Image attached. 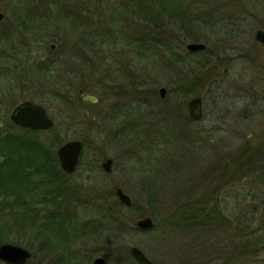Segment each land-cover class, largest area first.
<instances>
[{"label": "rangeland", "instance_id": "obj_1", "mask_svg": "<svg viewBox=\"0 0 264 264\" xmlns=\"http://www.w3.org/2000/svg\"><path fill=\"white\" fill-rule=\"evenodd\" d=\"M85 1L0 0V12L5 14L0 29L9 27L11 35L10 39L0 36V134L24 133L10 122L17 104L42 103L55 121L53 129L39 135L50 141L46 148L57 151L61 142L53 145L55 139L84 143L81 162L68 179L82 188L62 198L64 204L69 202L85 222L100 220L103 208L108 210L112 204L97 199L92 191L105 194L122 187L140 209L119 207L124 220L137 227L140 218L151 216L160 224L129 231L113 251L95 231L80 240L73 228L68 237L54 235L49 248L44 239L50 232L38 236L35 225L61 205L54 207L52 200L38 198L41 190L22 191L28 203L0 211V245L29 249L33 258L27 264H94L98 257H104L105 264H138L130 252L135 261L127 262L126 252L132 246L140 247L153 264H264V169L243 161L235 174L234 149L245 135L233 141L205 130L211 123L206 128L203 122L190 123L187 116L189 101L202 87L199 84L194 94H188L182 79L191 70L195 75L202 73L195 70L201 56L188 55L186 46L200 41L215 50L220 32L200 17L204 0H149L154 5L151 16L140 0H96L100 4L91 9ZM76 9L82 16L79 24L73 22V15L61 11ZM17 14L28 16L26 26L15 20ZM259 25L263 22L255 21V31ZM28 56L41 65L52 61L48 85L55 94H61L58 87L63 86L67 96L75 98L60 100L52 93L38 96L40 84L32 88L23 73L15 70ZM213 73L217 78L221 71ZM57 78H62L58 84ZM182 83L184 89L179 88ZM161 87L167 88L164 100L159 95ZM81 88L98 101L85 100L79 95ZM122 90L127 91L125 97ZM162 103L174 110L167 118L159 111ZM259 121L243 132L261 133L264 121ZM108 158L113 160L111 172L102 166ZM148 180L156 185V200L149 198L144 184ZM20 189L16 187L19 194ZM210 196H218L226 217L220 225L186 228L176 220L164 221L189 201ZM15 198L0 194V205Z\"/></svg>", "mask_w": 264, "mask_h": 264}, {"label": "trees", "instance_id": "obj_2", "mask_svg": "<svg viewBox=\"0 0 264 264\" xmlns=\"http://www.w3.org/2000/svg\"><path fill=\"white\" fill-rule=\"evenodd\" d=\"M85 2L86 3L84 4L89 7V9H91L97 4H100L101 1L99 2L96 0H86ZM140 3L143 4L148 16L153 15L154 5H152L149 0H140ZM46 10L48 11V15H51L50 8L46 7ZM30 11L32 12V10ZM61 11L63 12V15H73L74 23L79 24V22H81L82 20V16L79 11H77V9L75 11L70 10L68 12L63 10ZM61 11L55 12V14H57L56 18L58 19V21L61 20ZM20 17L24 19L26 16H22L20 14ZM25 53L29 54V50H25ZM188 55L201 56L200 53L194 54L190 52L188 53ZM176 58L180 59L179 61L181 62L184 61V58L182 57ZM201 59L202 58H199L198 63H200ZM23 61H21L20 65L16 66L15 70H20L21 74L23 73V78L28 83H30L32 88L35 87V84H40V86H38V92H35L36 94H39L38 96L45 97L47 94L52 93L54 95H57L60 100L71 98L67 96L66 90L62 89L63 86L58 87L60 93L62 94L61 95L58 93L55 94L56 92H53L52 86L50 84L48 85L49 81L47 80V76H49L50 66L53 64L52 61H47L45 64L41 65L37 64L34 60H31V56H28V59ZM194 72V70H191L189 73H187L186 78L184 80L182 79V82L186 81L184 86H186L188 94L196 91L195 88H197V86L201 83V75H195ZM18 75L21 76L20 74ZM61 80L62 78H57L58 83ZM183 84L184 83H182L179 88L184 89ZM62 96H64V98ZM159 111L165 114L164 116L167 118L171 113H173L174 110L168 104L164 103L160 106ZM42 132L45 131L28 130L27 134H14L10 131L8 134L0 136V153H4L7 156L6 159L0 163V194H2V196L6 198L9 197V195L16 196V201L14 199L13 201H10V203H8L7 200H4L5 202H2V204L0 205V211L5 206H10L16 203H20V205L28 203V201L24 198V194L22 193V191L29 192L31 190H41L40 192L42 195L37 193L38 198H42L46 201L52 200V202L55 203L54 207L61 205L60 208L56 209L55 211L51 212V214L46 216L43 222L39 223L38 226L35 225V229L37 231L36 234L38 236H43V232H50V237L48 238V240L44 239V243L49 248L53 246L54 235L68 237L70 228H73L75 230V233L78 238H80V240H82L85 235L93 234V232L95 231V234H99V238L103 239L107 247H109L112 251L116 246H119L120 241L125 239L129 231L140 230L139 228L134 227L128 220H124L122 218L121 214L119 213V207H123L124 209H128L131 211L140 209L137 207L135 202H133L131 207H127L126 205H124L118 198L115 197V189L112 190L111 193L108 192L105 194L96 192L94 190L92 191V194L97 199L102 198L103 200H106L107 202L109 201L112 204L111 206L109 205L108 210L106 206L103 208V214L100 215V220L90 219L89 221L85 222L82 220L81 215L77 213L76 209H70L69 202L64 204L62 198L64 200V198L70 193H79V190L82 188V186L80 185V187L76 188L75 184H71L68 181L70 174L66 173L60 167L56 151H51L46 148V146L49 145L50 141H48V138H44L46 139L44 140L39 137ZM58 142H61L60 144L64 143V141H57V139H55V141H53V145L58 144ZM13 154L19 155V157L16 158L14 162L11 161ZM22 160L27 161V166H29L28 171H30V175L33 177V181L21 182L22 180L19 181L15 178L18 173L13 174L17 171L12 170L11 165H18V161ZM240 161L243 162L242 157H240ZM6 165L9 166L5 167ZM144 184L146 185L147 192L149 193V198L151 200L158 199L157 193L155 191V183L152 180H148L145 181ZM16 187L23 189H20V194L19 190H16ZM217 197L210 196L207 198H200V200L198 201L191 200L179 213L165 218L164 221L176 220L181 224L179 226H183L186 228H195L197 226L212 227L214 225H220L222 221H226V217L220 207V200ZM78 205L82 206L81 203H78ZM178 218H180V220ZM159 224V221L157 222V224L155 223L154 228L159 226ZM68 245L66 246L67 248L64 247V245L62 247L64 249H69L70 246ZM129 252L130 251L127 249L126 257L130 260L127 262L133 263V261L135 260L130 257ZM112 254L113 253H111L110 255Z\"/></svg>", "mask_w": 264, "mask_h": 264}, {"label": "flooded vegetation", "instance_id": "obj_3", "mask_svg": "<svg viewBox=\"0 0 264 264\" xmlns=\"http://www.w3.org/2000/svg\"><path fill=\"white\" fill-rule=\"evenodd\" d=\"M203 5L200 6V17L207 22L206 24L218 26L220 32L216 37L217 45L215 50L209 49L207 43L200 41L193 42L204 43L206 45L205 50L190 52L187 49L188 53H200L202 58L200 63H197V69H195L200 70L202 73L200 83L202 92L196 96L201 98L202 117L200 119L192 118L189 110L187 114L189 122H203L206 128L211 123L210 129L205 130L218 135L230 136L233 141L240 140V136L245 135V138L241 139L240 145L234 149L235 174L238 170L237 166L239 165L240 157H242L243 161L248 162V164L264 169V129L257 135L255 133L245 134L243 132L246 130L245 128L249 129L252 124L255 125V122L259 123V120H261L263 123L264 121V41L258 37L260 31L264 32V0H204ZM14 18L23 26H26L28 19H22L20 14L15 15ZM186 18L191 22V16H188L185 12ZM4 19L5 16L0 21V27ZM255 21L263 22V25H259L256 31L253 28ZM252 28L253 30H251ZM2 34L5 35L6 39H10L9 27L5 30L4 25L0 29V36ZM218 70L221 71V74L217 75L216 78L213 71L216 72ZM232 72H236L237 74L232 77ZM230 75L231 77H229ZM210 83L211 86H209ZM81 90L84 91L83 94ZM122 92L125 97L127 91L124 93V90H122ZM85 94V90L81 88L79 95L84 97ZM70 97L74 99L75 95L71 94ZM108 102H111V99ZM14 109L10 114L11 125L24 131L23 134H27L28 130H34L15 124L12 121L11 115ZM10 131L14 133V131L8 130L0 134V136L8 134ZM6 157L4 153H1L0 163ZM18 157L19 155L13 154L11 161L14 162ZM244 158L249 160H244ZM8 166L6 165L5 167ZM28 168L26 160L18 161V165H11V169L17 171L13 174L18 173L15 178L19 181L22 180L21 182L33 181ZM235 178L239 179L237 176ZM0 262L7 263L4 260H0Z\"/></svg>", "mask_w": 264, "mask_h": 264}, {"label": "water", "instance_id": "obj_4", "mask_svg": "<svg viewBox=\"0 0 264 264\" xmlns=\"http://www.w3.org/2000/svg\"><path fill=\"white\" fill-rule=\"evenodd\" d=\"M4 16L5 14L0 12V21L3 20ZM258 37L264 41V32L260 31ZM187 49L190 52H196L205 50L206 45L200 42H190L187 44ZM83 92L84 91L81 90L82 94ZM159 95L161 99H164L167 95V88L161 87L159 90ZM84 99L91 102L98 101L97 97L90 94H85ZM189 110L192 118L200 119L202 117L200 97H195L189 102ZM11 119L15 124L34 130H49L55 125L54 120L49 116L42 104L29 100L20 103L14 109ZM83 148V142L81 140L75 139L63 143L57 149V155L60 160L61 168L66 173L72 174L75 172L80 163ZM102 166L107 172H111L113 160L111 158L106 159L102 163ZM116 195L124 205L127 207L132 206V198L124 191L122 187H118L116 189ZM136 226L142 230L152 229L155 226V221L151 216H145L136 222ZM130 253L138 262V264H153L152 260L138 246H132L130 248ZM32 257V252L20 245L12 243H3L0 245V260H4L9 264H27L32 259ZM105 263L106 260L104 257H98L94 260V264Z\"/></svg>", "mask_w": 264, "mask_h": 264}]
</instances>
